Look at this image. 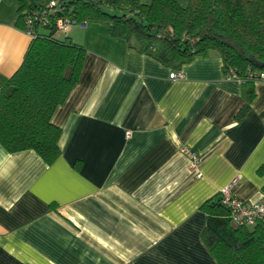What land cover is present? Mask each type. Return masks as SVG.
Returning <instances> with one entry per match:
<instances>
[{
    "label": "crops",
    "instance_id": "obj_1",
    "mask_svg": "<svg viewBox=\"0 0 264 264\" xmlns=\"http://www.w3.org/2000/svg\"><path fill=\"white\" fill-rule=\"evenodd\" d=\"M16 8L0 0V77L18 70L31 41ZM63 37L86 55L52 117L59 156L47 164L0 145V264H216L201 237L203 203L229 185L264 202V82L238 119L243 88L224 79L216 52L170 79L175 70L104 25ZM183 148L198 155L195 169Z\"/></svg>",
    "mask_w": 264,
    "mask_h": 264
},
{
    "label": "trees",
    "instance_id": "obj_2",
    "mask_svg": "<svg viewBox=\"0 0 264 264\" xmlns=\"http://www.w3.org/2000/svg\"><path fill=\"white\" fill-rule=\"evenodd\" d=\"M2 1L16 5L18 29L25 32L24 18L34 11L48 24L33 31L18 70L0 77V145L8 153L34 151L47 164L60 154L53 114L79 82L86 55L69 37L57 38L65 34L56 28L62 17L104 25L109 36L175 71L216 52L223 74L233 69L241 79L245 104L238 119L255 98L251 73H264V0H187L185 6L179 0ZM201 211L202 241L216 264H264V223L233 225L219 194Z\"/></svg>",
    "mask_w": 264,
    "mask_h": 264
},
{
    "label": "built area",
    "instance_id": "obj_3",
    "mask_svg": "<svg viewBox=\"0 0 264 264\" xmlns=\"http://www.w3.org/2000/svg\"><path fill=\"white\" fill-rule=\"evenodd\" d=\"M54 5L55 2H50L49 6L52 7ZM46 24H48V18L42 12L34 11L29 13L24 18L25 33L31 37L35 28L42 27ZM86 25V23L77 24L74 20L63 17L56 21V28L61 32H65L73 26L86 27ZM251 76L254 77L257 82H264V73L255 72L251 73ZM169 78L182 79L183 74L181 71H174L169 75ZM224 79L227 81L241 82L240 77L233 69H228L226 73H224ZM129 136L130 133L126 132V137ZM181 152L187 155L190 160V167L195 169L198 163V155L188 151L186 148H183ZM196 176L200 177L199 174ZM218 194L222 205L228 209L229 219L233 225L254 228L259 223H264V202L246 203L242 201L232 195L231 185L222 188Z\"/></svg>",
    "mask_w": 264,
    "mask_h": 264
},
{
    "label": "rangeland",
    "instance_id": "obj_4",
    "mask_svg": "<svg viewBox=\"0 0 264 264\" xmlns=\"http://www.w3.org/2000/svg\"><path fill=\"white\" fill-rule=\"evenodd\" d=\"M179 2H180V4H181L182 6H185L186 3H187V0H179ZM61 37H62V33H58V34H57V38H61Z\"/></svg>",
    "mask_w": 264,
    "mask_h": 264
},
{
    "label": "water",
    "instance_id": "obj_5",
    "mask_svg": "<svg viewBox=\"0 0 264 264\" xmlns=\"http://www.w3.org/2000/svg\"><path fill=\"white\" fill-rule=\"evenodd\" d=\"M62 1H65V0H60L59 3L62 2Z\"/></svg>",
    "mask_w": 264,
    "mask_h": 264
}]
</instances>
